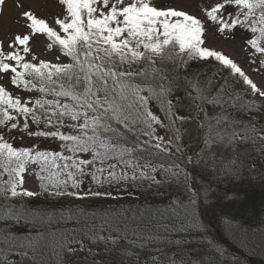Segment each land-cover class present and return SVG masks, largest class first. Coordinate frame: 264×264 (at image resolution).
Instances as JSON below:
<instances>
[{"label":"snow or ice","instance_id":"snow-or-ice-1","mask_svg":"<svg viewBox=\"0 0 264 264\" xmlns=\"http://www.w3.org/2000/svg\"><path fill=\"white\" fill-rule=\"evenodd\" d=\"M12 7L0 264H245L217 226L264 259V0Z\"/></svg>","mask_w":264,"mask_h":264},{"label":"trees","instance_id":"trees-1","mask_svg":"<svg viewBox=\"0 0 264 264\" xmlns=\"http://www.w3.org/2000/svg\"><path fill=\"white\" fill-rule=\"evenodd\" d=\"M248 207L250 210V214L252 210L255 212L264 211V199L261 197V193L258 189H252L248 191ZM205 217L209 220L215 223L214 214L211 211H206L204 213ZM215 235L219 242L222 243V245L228 249V251L232 254H235L239 256L242 260L245 261V264H261L263 262L260 260V258H253L252 256L241 253L238 251L240 248H238L235 244L231 242L230 239L226 237V235L223 233V231L217 226L215 229ZM252 258V259H251ZM264 263V262H263Z\"/></svg>","mask_w":264,"mask_h":264},{"label":"rangeland","instance_id":"rangeland-1","mask_svg":"<svg viewBox=\"0 0 264 264\" xmlns=\"http://www.w3.org/2000/svg\"><path fill=\"white\" fill-rule=\"evenodd\" d=\"M25 2H29V0H25ZM13 3H14V0H8V11H9L10 15L14 14V12H15V9L12 7ZM238 251L245 254L241 249H239ZM250 256H252L253 258H260L258 256H254V255H250ZM248 257H249V255H248ZM260 260H262L264 262V259L260 258ZM263 262L260 261L261 264H264Z\"/></svg>","mask_w":264,"mask_h":264}]
</instances>
